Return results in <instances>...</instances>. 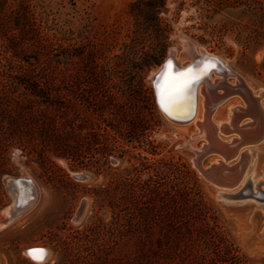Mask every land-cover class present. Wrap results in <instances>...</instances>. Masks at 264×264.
I'll return each instance as SVG.
<instances>
[{
  "label": "rangeland",
  "instance_id": "374dc122",
  "mask_svg": "<svg viewBox=\"0 0 264 264\" xmlns=\"http://www.w3.org/2000/svg\"><path fill=\"white\" fill-rule=\"evenodd\" d=\"M131 1L8 0L6 8H0V16L6 19L0 21V91L5 88L17 95L21 90L6 79L18 60L12 43L27 52L24 58L35 45V37L22 38L17 25L18 12L24 9L31 29L55 56L61 76L52 86L54 96L61 106H70L66 115L59 112L53 117L46 112L47 116L58 133L71 131L73 147V157L65 158L50 148L39 157L43 146L39 139L29 140L24 151L11 146L0 174V210L10 203L4 184L7 176L26 175L38 192L23 215L0 227V264H36L26 250L37 246L49 252L41 264H75L78 257L99 249L111 247L117 254L138 243H169L176 237L175 229L182 226L183 198L189 193L204 202L199 206L202 213L206 211L207 222L231 245L239 264H264V199L215 197L217 189L235 194L246 177L233 187L220 188L201 175L193 164L197 149L207 144L199 136V125L167 118L158 106L152 80L169 54L182 65L191 62L189 41L198 51L204 49L227 65L228 82L239 76L255 92L264 90V40L251 37L254 15L241 13L239 7H223L222 0H168L162 17L170 29L161 62L142 73L125 65L105 72L107 59L119 54L133 33ZM91 51L96 52L97 78L92 75ZM211 73L213 78L221 75L215 69ZM64 74L72 78L66 81ZM260 101L264 107V96ZM238 105L246 106L234 93L211 111L209 119L221 126L217 135L222 142L231 144L240 136L224 128L229 107ZM250 120L245 116L239 125ZM200 121L204 123L203 118ZM40 122L29 119V131L40 130ZM241 149H248L249 164L256 161L246 184L252 182L253 192L258 183L264 190V135ZM216 157L223 156L212 151L203 155L202 166L209 167ZM238 160L230 157L227 163L234 165ZM83 199L85 204L77 215Z\"/></svg>",
  "mask_w": 264,
  "mask_h": 264
},
{
  "label": "trees",
  "instance_id": "16d2710c",
  "mask_svg": "<svg viewBox=\"0 0 264 264\" xmlns=\"http://www.w3.org/2000/svg\"><path fill=\"white\" fill-rule=\"evenodd\" d=\"M168 0H132L130 13L134 17V28L131 38L121 45L122 50L109 59L105 72H112L111 68L125 65L134 67L138 73L161 62L169 37V24L163 19ZM8 0H0V8H6ZM220 2V1H217ZM223 7H239L241 13L251 12L254 15L252 38L260 42L264 40V2L259 4L254 0H222ZM0 9V11H1ZM17 15V25L23 35H33L34 48L31 55L24 58L27 52H21L18 45L12 43L11 51L18 60L14 61L13 69L6 73V79L11 86L20 90L10 92L3 88L0 91V174L5 170L7 156L11 146H18L24 151L29 140H40L42 148L38 151L42 157L46 148L52 149L60 157H73V147L69 144L71 131L58 133L52 119L46 112L55 117L59 112L66 115L70 106H61L58 102L55 82L61 76L58 73L55 56L49 49V44H42L33 24L24 9ZM1 23L6 19L0 16ZM96 52L91 51L89 60L94 63ZM96 63L92 64V75L97 78ZM264 70V61L261 64ZM69 81L70 74H64ZM108 78V77H107ZM95 85H99L96 82ZM28 97H32L30 100ZM42 103V104H41ZM43 106V107H42ZM64 111H61V109ZM29 119L40 122L42 128L29 131ZM46 120V121H45ZM187 198H186V197ZM185 208L181 210L182 226L175 229L176 237L165 243H138L129 248L119 249L113 254L111 247L92 251L88 257H78L75 264H239L237 256L233 255V248L223 239L215 226L206 220V211L202 213V200H194L189 194L184 195ZM200 203V204H199ZM177 215V213H176ZM203 215V216H202ZM101 253V254H99Z\"/></svg>",
  "mask_w": 264,
  "mask_h": 264
},
{
  "label": "bare ground",
  "instance_id": "6f19581e",
  "mask_svg": "<svg viewBox=\"0 0 264 264\" xmlns=\"http://www.w3.org/2000/svg\"><path fill=\"white\" fill-rule=\"evenodd\" d=\"M202 50L204 49H201L200 51L196 49L197 54H201ZM190 61H191V57H189V62ZM179 63L181 66H184L181 64V62ZM214 65H215V61L208 59V60H203L199 62L198 64L192 65L189 68H186V69L182 68L180 71H177V72L171 71L168 68H166L163 73V77L161 78V80H159L156 83V92H155L156 100H157L159 108L162 110L165 116H166V113H168L172 117H180V116L186 117L188 115V112L190 110V97H191V94L194 92L195 109H194L193 116L190 120H192V123H194L195 121L194 125H197V124L199 125V129H200L199 136L203 137L205 141L207 142L209 141L210 143H213L212 138L215 139L214 141H217V142L219 141L218 139L219 135H217V131L221 130L220 128L221 126L214 125L211 119H209L211 115V111L213 110L215 106V103L217 102L218 98L221 95H223V93H226V92L228 93L234 90H240L241 85H242L238 81H235V82L227 81L226 77L229 71L226 69L227 68L226 64L222 65L223 67L219 65L220 67H218L219 69L218 71H220L221 75L218 76L217 78L215 77L213 78L211 69L214 67ZM169 78L176 79V80H181V79L186 78V79H192L195 82L192 83L189 88H186L176 98L175 103L167 104V103L162 102V93L164 90L165 82ZM201 79H203L204 82L198 83V81ZM244 85L249 90V93H250L249 96L248 95L244 96L241 93H236V94L239 95V97L244 101L246 106L238 105L233 108L229 107L230 108L229 113L226 114L227 115L226 125H224L225 130L236 131L237 135L239 134L238 130L241 129V133H243V136L241 138L239 136V138L235 139V141L232 144H225L226 146H223V147L220 144L221 147H219V149H221L222 152H225L224 154L227 156L226 157L227 159H223V157H216L215 160L212 162L213 166L211 167L213 170H215V173L217 174L218 178L221 181L223 182L227 180L232 181V184H231L232 187L237 185L242 177L243 178L246 177L247 179L246 183H247L249 178L252 176L253 171L255 170L254 168H255L256 161L253 160L251 164H249L250 155L247 152L248 149L239 150V148L243 144L257 139V137L259 136L257 135L258 127L260 125L264 126V107L262 105V102L260 101V98L264 96V94L261 93L262 89H259L258 92H255L254 88L251 87L249 84L244 82ZM218 89L220 90L218 91ZM254 109H257V111H255ZM230 112H232V114H230ZM245 116H249L251 120L248 121L246 124L239 125V121H241V119H243ZM202 118H203L204 123H201L200 121ZM171 120L175 121L173 119ZM175 122H180V121H175ZM183 122H187V121H183ZM197 151L198 152L201 151V148L199 150L197 149ZM234 156H237V158H239L238 162L234 165H229L227 163V160L230 157H234ZM220 165H223V167L220 168ZM250 167L252 168V170ZM249 168L251 172L249 170V173H247ZM244 170H246V172L243 175ZM24 177L25 179L23 180L13 179L9 183L8 192L10 195V202H11L10 212L7 207L2 210V213L0 214V219H1L0 227L11 224L12 222L16 221L21 215H23L27 211V208L31 206V201L34 200L35 195L38 192L37 187L35 183L33 182V180L27 176H24ZM246 183L235 194H238L240 192L243 193V191H245L247 187H249L252 197L256 195L258 196L259 194L264 195V190H261L259 188V183L255 187V189H257V192H253L252 189L254 188H253L252 182L249 183L251 185H247ZM221 193H225L227 198H235L234 196H231V194L227 193V191L225 190H222ZM1 216L2 217L5 216L6 219L2 220ZM37 247H40V246H37ZM31 248H34V247H31ZM29 252H28V255H29ZM47 253L49 252L47 251ZM47 257H48V254H47Z\"/></svg>",
  "mask_w": 264,
  "mask_h": 264
},
{
  "label": "water",
  "instance_id": "95a60500",
  "mask_svg": "<svg viewBox=\"0 0 264 264\" xmlns=\"http://www.w3.org/2000/svg\"><path fill=\"white\" fill-rule=\"evenodd\" d=\"M188 47V52H189V56L191 57V62L187 65H184V66H181L179 61L173 57L172 54H169L167 55V57L164 58V60L162 61V63L159 65L158 69L156 70V72H154L152 74V80H153V84H154V87H155V92H156V83L161 80V78L163 77V73L165 71L166 68H168L169 70L171 71H174V72H177V71H180L182 68L186 69V68H189L190 66L192 65H195V64H198L199 62L203 61V60H208V59H211L213 61H215V65L212 69H215V70H219L218 67H223L222 65H225L224 62L217 56H214V55H211V54H208V52H206L205 50H202L201 51V54H197V51L193 45V43L191 42H187V45ZM220 65V66H219ZM211 69V70H212ZM229 72V68L227 67L226 68ZM237 81L242 84L241 85V88L240 90H234V91H230V92H226V93H223V95H221L217 102L220 101L221 99H223L224 97H226L227 95H230V94H234V93H241L243 94L244 96L245 95H248L249 96V90L247 89V87L244 85V81L239 77L237 76ZM200 82H204L203 79L199 80L198 83ZM264 90L261 91L262 94ZM216 102V103H217ZM215 103V104H216ZM194 109H195V96H194V92L191 94V97H190V110L188 112V115L185 117H172L170 114L166 113V116L169 118V119H173L175 121H180V122H183V121H189L192 116H193V113H194ZM255 111H257V109H254ZM239 131V135H240V138L243 136V133H241V129L238 130ZM262 133V134H261ZM257 135H259L257 137V139L253 140V141H250V142H255V141H258L262 135H264V126L260 125L257 129ZM245 136V135H244ZM260 137V138H259ZM213 140V143H210L209 141L207 142V144L203 145L201 147V151H197V154H196V158L193 160V164L195 165V167L197 168V170L201 173V175L207 180L209 181L211 184L217 186V187H220V188H223V187H232V181L230 180H227V181H221L217 174L215 173V170H213L211 167L213 166V164H211L209 167L207 168H204L202 166V163H201V158L203 157V155L207 154L208 152L212 151V152H217L219 154H221L224 158L223 159H227L226 155L224 154L225 152H222L221 149H219V147H223V146H226L225 144H229V143H225V142H222V141H214L215 139L212 138ZM249 143V142H247ZM221 144V146H220ZM232 144V143H231ZM237 166V165H236ZM240 166V165H239ZM223 167V165H220V168ZM222 170V169H220ZM23 176V177H22ZM26 175H12V176H7L4 178V184L6 186V189L8 191V187H9V183L11 180L13 179H25ZM82 177V176H80ZM231 185V186H230ZM216 190V189H215ZM214 195L215 197L217 198H223V197H226V194L225 193H221L220 190H216L214 192ZM251 191L249 189V187H247V189L245 191L240 192L238 194H231V196H234V197H244V196H251ZM255 198H258V199H264V195L263 194H259L258 196H253ZM37 199V194L35 195V198L33 201H31V205L35 202V200ZM11 203V202H10ZM10 203L9 205L5 206L4 208H8L9 209V212H10ZM85 204V199H83L79 205V209H78V212H77V215L81 212L83 206ZM2 208L0 210V214L2 213V210L4 209ZM28 209V208H27ZM2 217V216H1ZM5 216L2 217V220L6 219V217L4 218ZM1 220V219H0ZM44 249L43 247H34V248H28L26 250V253H28L30 250L32 249Z\"/></svg>",
  "mask_w": 264,
  "mask_h": 264
},
{
  "label": "snow or ice",
  "instance_id": "6c2138e0",
  "mask_svg": "<svg viewBox=\"0 0 264 264\" xmlns=\"http://www.w3.org/2000/svg\"><path fill=\"white\" fill-rule=\"evenodd\" d=\"M194 82V80L186 78L181 80L169 78L165 82L162 93V102L167 104L175 103L176 98ZM47 254V250L45 249H32L29 252V255L34 261H36V264H41V262L47 257Z\"/></svg>",
  "mask_w": 264,
  "mask_h": 264
}]
</instances>
